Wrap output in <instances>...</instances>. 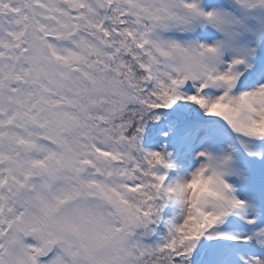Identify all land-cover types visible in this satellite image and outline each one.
Wrapping results in <instances>:
<instances>
[{
  "label": "snow or ice",
  "instance_id": "1",
  "mask_svg": "<svg viewBox=\"0 0 264 264\" xmlns=\"http://www.w3.org/2000/svg\"><path fill=\"white\" fill-rule=\"evenodd\" d=\"M0 264H264V0H0Z\"/></svg>",
  "mask_w": 264,
  "mask_h": 264
}]
</instances>
